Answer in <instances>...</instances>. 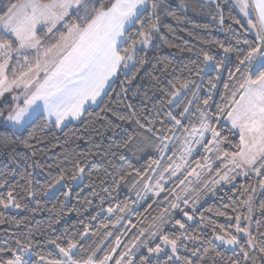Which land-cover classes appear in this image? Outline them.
Wrapping results in <instances>:
<instances>
[{
	"label": "trees",
	"instance_id": "trees-1",
	"mask_svg": "<svg viewBox=\"0 0 264 264\" xmlns=\"http://www.w3.org/2000/svg\"><path fill=\"white\" fill-rule=\"evenodd\" d=\"M16 2L0 0V15ZM101 2L110 6L113 0ZM148 2L151 11L154 0ZM155 2L161 5L156 14L149 12L127 33L137 40L139 31L157 23L158 31L152 33L149 48L136 54L135 67L127 74L117 75L96 106L87 108L77 122H69L60 129L52 124L45 127L43 118H35L22 133L8 132L9 143H0V199L7 201L11 192L13 203L20 205L18 210L0 205V249L16 248L17 241L31 243L33 260L41 255L55 260L59 259V249L52 241L61 247L78 242L83 247L75 249L76 259L84 260L95 253L97 261L111 255L113 259L107 264H115L120 258L124 264L128 261L139 264L141 256L149 255L144 242L148 247L161 243L158 237L152 240L151 233L157 231V218L168 209L161 234L174 237L184 233L182 239L187 248H181L179 256L188 257L193 264H210L215 248L224 254V264H230L231 260H238L239 264H252L253 260L255 264H264V254L258 251L253 253L249 249L251 259L245 261L239 248L228 251L218 246L213 237L225 233L220 228L213 232L211 227L213 224L224 225L227 229L231 223L233 234H236L234 217L249 214L243 201L248 199L252 188H256L252 193V220L248 227L254 236L264 232V209L260 207L264 203V189L259 187L264 175L251 172L225 184L213 185L230 159H224L223 152L237 151L240 136L224 123V119L234 100L232 93L237 92L244 78L251 74L245 70L246 65H239V60L259 45L258 38L225 0L217 2L219 9L217 3L201 0ZM84 15L83 10L71 14L69 24L83 25L81 17ZM221 15L223 23L220 22ZM63 32L64 29H58L53 35L58 38ZM56 39L43 46L48 47ZM225 49L229 51L225 52ZM204 53L213 57L210 70L205 72ZM25 55L29 59L35 58L36 52L22 54L20 62ZM11 63L15 64V59ZM238 66L239 72L236 71ZM252 71L256 69L252 67ZM134 73L136 78L129 84ZM185 80L190 81V86L185 90L183 102L179 106L169 105L171 84L179 86ZM124 89H127L126 93ZM238 95L237 92L235 99ZM204 100H208L207 105ZM1 104L5 105V102ZM129 104L131 108L127 106ZM10 105L6 103V106ZM185 106L189 112L181 116ZM220 108H225V112L221 114ZM5 110L6 115L7 107ZM169 112L181 120V125L174 126V121L167 115ZM201 113L206 114L207 123L220 133V152L206 151L205 145L212 147L208 144L212 133L208 131V136L182 163V151L192 138L184 129L190 132L193 127L199 128ZM121 116L125 119L121 120ZM4 131L0 128V132ZM165 144L168 148L162 152ZM205 157L211 163V169L197 178H189L192 169H198L197 161L203 163ZM76 161L84 169L83 183L72 187L68 197L64 189L46 197L45 191L54 179L63 175L65 183L71 182L68 177L75 174ZM154 161H159V165ZM178 164L182 167L177 170ZM173 171L175 175H172ZM157 182L163 191L148 194V187ZM184 183L187 186H183ZM185 199L187 205L183 203ZM173 203L179 204V208L172 209ZM122 207L125 208L123 212L119 211ZM109 208L113 211L109 212ZM185 211L192 220L184 216ZM176 220L185 224L186 231L175 224ZM240 239L244 243L247 237ZM197 249L199 251L193 256L192 251ZM0 256L8 258L4 253ZM149 260L151 264H168L165 253L149 256ZM177 264L184 262L181 260Z\"/></svg>",
	"mask_w": 264,
	"mask_h": 264
},
{
	"label": "snow or ice",
	"instance_id": "snow-or-ice-1",
	"mask_svg": "<svg viewBox=\"0 0 264 264\" xmlns=\"http://www.w3.org/2000/svg\"><path fill=\"white\" fill-rule=\"evenodd\" d=\"M150 7L152 15H155L156 10L161 5L154 0ZM216 7L217 9L220 8L219 3L216 4ZM236 7L245 17L250 16L254 9L258 14L261 31L264 32V0H236ZM81 10L85 12V15L81 17L84 21L83 25L80 23L66 24L67 33L61 34L57 44L44 48L41 52L43 44L42 38L37 35V25H46L47 32L51 33L58 23L69 16L70 12L79 14ZM148 13L147 0H113L110 6L104 5L101 0H47V2L17 0L16 3H12L7 11L0 15V97L6 93L16 94L11 95V101L14 103L6 106L7 115L4 114L3 110H0V128L5 129L4 132H0V143H9L8 132L22 133V130L26 129L35 118H43L45 127L52 124L56 128H60L70 120L80 118L86 110V104L98 102V98L102 96L111 78L116 75L118 68L121 66L124 68L135 67L134 56L137 44L147 46L152 39V33L158 31V24L152 23L146 30L139 31L137 35L141 37L140 40L132 39L127 33L130 28L140 23ZM156 19L158 21V16ZM223 19L221 15V23H223ZM143 27L141 24V28ZM258 39L261 40V43L251 48L243 59L239 60V65H246L245 70L251 74L244 78L243 83L237 89L239 99H235L237 92L232 93L234 100L230 104V110H227V119L231 122L232 127L239 129L240 140L239 144L236 145L237 151L223 152L224 159L230 158L229 163L232 167L228 169L225 165L227 170L214 183H219L220 180L230 182L231 179L235 178L230 176V173L235 172L236 169L244 170V175L248 174L247 170H251L257 176L264 175V36L258 33ZM123 44L128 46L121 47ZM27 50H35L36 56L34 60H29L27 55L23 56L24 63L21 64L19 57L23 51ZM228 51L229 49H225V52ZM203 55L206 63L213 60V57L208 53ZM14 59L15 64L11 63ZM257 60L259 62L254 65V61ZM129 62L133 63L130 65ZM139 63L143 64V60H140ZM17 66L21 69L20 71H17ZM253 66L256 68L255 72L252 71ZM216 67L219 68V64ZM199 71L198 69L197 75ZM236 71H240L239 66ZM230 75L234 74L230 73ZM135 78L134 73L128 83L131 84ZM169 83L171 84V82ZM189 86L190 81L188 80L179 86L171 84L173 90L170 93L171 99L168 100V104L179 106L183 102L185 90ZM227 87L228 85L225 84V88ZM21 88L23 91L17 93L16 90ZM124 91L126 93L127 89ZM193 95L196 94L193 93ZM22 97L23 102L21 104ZM38 102H42L43 112L40 111L41 103ZM188 103L191 104L192 101H188ZM204 104L207 105L208 100H204ZM127 106L132 107L130 104ZM225 110V108L218 109L221 114ZM188 112L189 108L185 106L180 115L184 116ZM44 113L47 114L46 117ZM167 115L174 121V126L181 125V120L176 119L171 112ZM120 119L123 120L125 117L121 116ZM184 130L189 136L198 135L201 138L204 137L206 131H210L212 140L208 144H211L212 147L205 145V149L208 152H220L222 138L220 133L207 123L206 114L201 113L199 128L193 127L190 132L186 128ZM164 139H168V137H164ZM194 142L199 144L201 141L195 140ZM167 148L168 145L165 144L161 151L163 152ZM191 151V147L185 150L186 154L189 155ZM219 158L217 155V159ZM183 159L182 156L181 160ZM154 163L159 165L160 162L154 161ZM180 167L182 165L178 164L177 170ZM197 167L202 170H210L211 163L205 157L203 163L197 161ZM75 168V174L69 176L68 179L75 180L84 171L79 166V161L75 162ZM170 168L171 165H169ZM169 169H165V171H169ZM219 172L220 170L217 169V174ZM175 174L173 171L172 175ZM189 174L199 175L195 168ZM64 179L63 175L54 179L48 185L49 190H55L58 185L63 183ZM123 179L122 176L121 180ZM183 182L181 181V183ZM156 187L163 191L159 182H157ZM259 187L264 189V179L259 181ZM244 191L247 192L248 189H244ZM255 192L256 188H252L248 199L243 201L244 205L248 206L249 214L234 217L236 234H233L231 223L228 224L227 229L224 225H211L213 232L220 228L225 233L224 235H216L215 240L234 250L239 248L245 261L251 259L249 249L253 253L258 251L264 254V232H259L258 236H254L248 227L252 220V193ZM176 199L179 200L180 198L177 197ZM13 201L14 197L9 192L7 201L0 199V205H3L4 208L9 206L19 208L20 205L14 204ZM183 203L187 205L188 200L185 199ZM170 207L177 209L179 204L173 203ZM260 207L264 209V203H261ZM124 210L123 207L119 209L121 212ZM108 211L112 212L113 209L109 208ZM167 212L168 209H165V212L157 218L159 220V225L156 226L157 231L151 233V239L155 240L158 237L161 243H157L155 247H148L147 242H144L143 246L147 247L149 255L141 256L139 264H151L149 256L160 253L167 255L168 264H177L181 260L184 264H193V261L188 257L178 255L181 248H187L182 239L183 232L174 237L161 234L162 226L167 222L165 220ZM183 214L188 220H192L193 217L187 211ZM219 215H224V213H219ZM175 224L186 231L185 224L181 220H176ZM241 234L247 237L244 243H241ZM141 235L144 233L142 232ZM188 239L198 240L200 238L188 237ZM52 243L59 249V255L62 258L48 260L42 255L37 260L26 258L33 255L31 243L21 244L17 241L16 248L0 249V253L8 256L7 259L0 256V264H107V261L113 259L111 255H106L97 261L95 253L84 260L76 259L77 253L73 250L78 247L82 248L83 245L73 242L69 243L67 247H61L55 241ZM166 249H170V253L166 252ZM136 250H139V246L136 247ZM112 251L115 252V249ZM197 251L199 250L192 251V255L195 256ZM205 252L207 253L208 250L205 249ZM212 252L210 264H224V254L215 248L212 249ZM125 255H131V253ZM262 260H264V256H262ZM115 264H124L123 258L116 259ZM128 264H133V262L128 261ZM230 264H239V261L231 260ZM252 264H255L254 260Z\"/></svg>",
	"mask_w": 264,
	"mask_h": 264
},
{
	"label": "rangeland",
	"instance_id": "rangeland-1",
	"mask_svg": "<svg viewBox=\"0 0 264 264\" xmlns=\"http://www.w3.org/2000/svg\"><path fill=\"white\" fill-rule=\"evenodd\" d=\"M201 1L206 2V3H217V2H219V1L221 2L222 0H201ZM225 1H226V3H229V4L233 7V9H234V10L236 11V13L238 14V16H239L240 20L242 21V23H243V24L249 29L250 32H252L257 38H258V33H260L262 36H264V32L261 31V25H260V22H259V19H258V14H257V12H256L254 9L251 11L250 16L245 17L241 12H239L238 7H236V0H225ZM46 2H47V1H46ZM147 3H148V6H149V2H148V0H147ZM149 12H150V14L152 15L151 11H149ZM71 14H76V13H75V12H70V13H69V16H70ZM69 16L65 17L64 21L58 23V24L56 25L55 29H53V31H52L51 33H48V32H47V26H46V25H42V24H41V25H37V35H38L39 37L42 38V44H48V43H50L51 41H53V39H56L57 37L54 36L53 33H54L56 30H58V29H64V32H63L62 34H66V33H67L68 29H67V27H65V25H66V24H69V22H68V18H69ZM249 20H251V23H249ZM137 25H139V23H138ZM253 25H255V27H253ZM59 37H60V36H59ZM59 37H58V38L56 39V41H55L53 44H51V45L57 44V42L59 41ZM140 39H141V37H139L137 40H140ZM258 42H259V44H260V43H261V40L258 39ZM150 44H151V41L149 42V44H148L147 46H144V45L138 43L137 46H136V53H135V56H136V54H137L139 51L147 50V49L149 48ZM51 45H49L48 47H50ZM121 47H125L124 44L121 45ZM44 48H47V47H44V46H43V47L41 48V52L43 51ZM33 51L36 52L35 50H27V51H23V52L21 53V55H22V54H25V53L33 52ZM13 55L15 56V54H13ZM21 55H20V56H21ZM135 56H134V61H135ZM29 60H34V58H30ZM258 62H259L258 60L255 61V62H254V65L257 64ZM23 63H24V61L22 60V61H21V64H23ZM129 63H130V65H131L133 62H129ZM211 66H212V61H209V62H207V63L205 62L204 67H203V72L210 70ZM130 68H131V67H130ZM130 68H124L123 66H121L120 68H118L116 75H115L114 77L111 78V80H110V82H109V85H107L106 88H105L104 93H102V96H101L100 98H98V102H99L100 99L103 97V95L106 93V91L109 89V87L112 85V83L115 81L116 76L119 75V74H120V75L127 74L128 71L130 70ZM253 68L256 69L255 66H253ZM17 69H19V66H17ZM16 91H17V93H19V92H22L23 89L21 88V89H18V90H16ZM12 94H16V93H11V94H10V93H6V94L3 96L4 99H3V97H0V100L3 99V100L0 102V110H3V111H4V114H5V112H6V110H5L6 103H7V102H9V103H11V104L14 103V102L11 101V95H12ZM237 99H239V95H238ZM3 102H5V105H2V104H1V103H3ZM22 102H23V97L21 98L20 103L22 104ZM98 102H97V103H89V104H86V105H85V109H87V108H89V107H94V106H96V105L98 104ZM38 103H41V109H40V111L43 112L42 102H38ZM228 110H230V107H229ZM6 115H7V114H6ZM44 115H45V117H46L47 114L44 113ZM52 119L54 120L55 118L53 117ZM79 119H80V118L75 119V120H70V122H77ZM67 123H69V122H67ZM67 123H65L64 125H66ZM224 123L227 124V125H229V127H231V129L234 130V131L239 135V129H238V128H233V127H232L231 122L227 119V115H226V117H225V119H224ZM64 125H62L60 128H62ZM60 128H57V129H60ZM206 136H208V131H206V132L204 133V137H203V138L199 137L198 135L195 136V137L192 136V138H190V140H189L188 143L185 145V147H184V149H183V151H182V155H181V157H182V156L184 157L183 160H181V158H180V161H181L182 163H183L186 159H188V158L190 157V155H191V154H190V155H189V154H186L185 150L188 149L189 147H191L192 151H194V149H195L196 146L198 145V144L195 143L194 141H195V140H200V141L202 142V141L205 139ZM201 142H200V143H201ZM200 143H199V144H200ZM192 151H191V153H192ZM229 160H230V159H229ZM229 160H228V163L226 164L228 169H230V168L232 167V165L229 163ZM207 170H208V169H204V170H202V169H200V168L196 169V171L199 173L198 176H200L201 173L206 172ZM226 170H227V169L224 168V172H225ZM243 172H244V170L236 169L235 172L230 173V176H234L235 178H237V177H242V176H245V175L243 174ZM247 172H248V174H249V173H251L252 171H251V170H247ZM190 173H191V172H190ZM223 174H224V173H223ZM223 174H221V175H223ZM221 175H220V176H221ZM198 176H197V175H190V174H188V177H189V178H197ZM220 176L217 178V180H219ZM217 180H216V181H217ZM82 183H83V175H82V173H81V174H79V175L77 176V179H75V180H71V182H70L69 184H67V183H65V182L63 181V183L60 184V185H58L57 188H56L55 190H49V188H47L46 191H45V196H46V197H51V196H53L56 192H58V191L64 189L65 193L67 194L66 196L68 197L71 188H72V187H73V188L78 187V186L81 185ZM225 183H227V182H226V181H223V180H220L219 183H214L213 185L216 186V185H221V184H225ZM156 185H157V183H156L155 185H153L152 187H148L147 193L150 194V195H153V194L156 195V194H157V191L160 190L159 188L156 187ZM182 185H183V186H187V184H185V183L182 184ZM7 209H9V210H18L17 207H10V206H9ZM221 235H223V234H221ZM215 236H216V235H215ZM215 236L213 237V240H214V242H215L218 246H221V247H223L224 249H226V250H228V251H232V250H234V249L231 248V247L221 245L219 241H216V240H215ZM240 237H245V236H243V235L241 234ZM73 251H75V249H74ZM166 251H170V249H166ZM162 254H163V253H160V254H158V255H162ZM158 255L153 254V255H150V256H158ZM58 257H59V259L62 258V257H60L59 253H58ZM26 258H30V259H32V256H31V257H26ZM32 260H33V259H32Z\"/></svg>",
	"mask_w": 264,
	"mask_h": 264
}]
</instances>
